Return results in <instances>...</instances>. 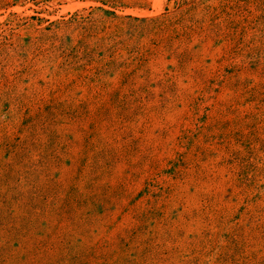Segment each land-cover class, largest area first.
Wrapping results in <instances>:
<instances>
[{
    "label": "rangeland",
    "instance_id": "obj_1",
    "mask_svg": "<svg viewBox=\"0 0 264 264\" xmlns=\"http://www.w3.org/2000/svg\"><path fill=\"white\" fill-rule=\"evenodd\" d=\"M0 264H264V0H0Z\"/></svg>",
    "mask_w": 264,
    "mask_h": 264
}]
</instances>
